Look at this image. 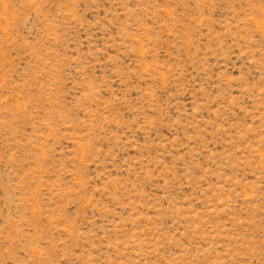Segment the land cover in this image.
I'll return each mask as SVG.
<instances>
[{
  "label": "rangeland",
  "instance_id": "1",
  "mask_svg": "<svg viewBox=\"0 0 264 264\" xmlns=\"http://www.w3.org/2000/svg\"><path fill=\"white\" fill-rule=\"evenodd\" d=\"M0 264H264V0H0Z\"/></svg>",
  "mask_w": 264,
  "mask_h": 264
}]
</instances>
